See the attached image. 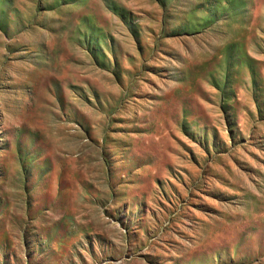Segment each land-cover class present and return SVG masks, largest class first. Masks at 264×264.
Listing matches in <instances>:
<instances>
[{"label": "rangeland", "instance_id": "obj_1", "mask_svg": "<svg viewBox=\"0 0 264 264\" xmlns=\"http://www.w3.org/2000/svg\"><path fill=\"white\" fill-rule=\"evenodd\" d=\"M0 264H264V0H0Z\"/></svg>", "mask_w": 264, "mask_h": 264}]
</instances>
